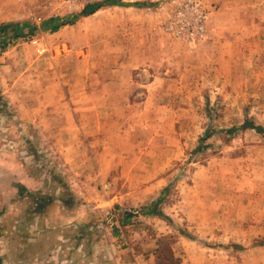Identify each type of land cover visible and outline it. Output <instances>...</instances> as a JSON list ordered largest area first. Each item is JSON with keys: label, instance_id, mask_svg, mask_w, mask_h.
Masks as SVG:
<instances>
[{"label": "rangeland", "instance_id": "rangeland-1", "mask_svg": "<svg viewBox=\"0 0 264 264\" xmlns=\"http://www.w3.org/2000/svg\"><path fill=\"white\" fill-rule=\"evenodd\" d=\"M170 1L155 2L169 11ZM199 1L208 11L206 37L192 45L175 41L190 52L177 60L174 98L143 104L119 128L117 118H89L82 109L89 106L86 98L100 104L104 92L123 90L105 83L106 70L97 68L103 76L94 77L88 61L79 65L90 39L76 34L74 23L49 32L68 16L36 23L24 17L28 8L0 0V25L27 26L16 39L8 31L0 36V128H7L0 130V150L18 162L27 155L34 162L30 172L43 175L41 196L13 203L29 208L43 197L42 208L53 206L65 220L78 222L90 264H146L152 250L150 264H264V0ZM95 51L92 63L95 54L103 63V49ZM41 81L48 110L57 102L64 107L43 118L14 113L6 96L17 89L26 100ZM245 119L260 132L237 129ZM60 124L79 128L80 143L65 133L59 144L54 136L38 147L36 128ZM89 125L102 128L94 134ZM92 137L95 142H85ZM128 210L130 224L121 226L118 219ZM6 211L0 216L4 232L11 227ZM47 238L43 248L54 249ZM7 246L2 236L3 264H10Z\"/></svg>", "mask_w": 264, "mask_h": 264}, {"label": "crops", "instance_id": "crops-1", "mask_svg": "<svg viewBox=\"0 0 264 264\" xmlns=\"http://www.w3.org/2000/svg\"><path fill=\"white\" fill-rule=\"evenodd\" d=\"M155 1L157 2V0H105L97 7L85 5L84 7H92L89 10L96 8L86 16L80 15L81 11H79L77 13L67 12L58 18L47 17L43 10H40V14L42 13L45 18L53 21L58 20L60 17L66 19L69 15L75 16L72 23H60V26L54 24L58 26L56 31L60 27L74 23L72 26L77 29L76 34L90 39V44L83 48L82 52L85 53H82L79 58V65L84 66L88 61L90 69H94V73L91 74L94 77L103 76L101 72L97 73V68L106 70L104 74L106 82H104L111 87L121 86L123 89L116 93L109 92L107 94L104 92L105 97L100 98V104L86 98L89 106L82 109L88 111L87 116L89 118L115 117L120 122L119 128H121L126 124L127 120L125 118L129 120L139 115L137 111L143 104L151 103V100L170 101L174 98L175 90L173 87L178 83L176 79L177 60L182 58L181 53L186 54L187 51L190 52V49L186 50L181 46H177L175 40L162 31L161 24L168 10L166 7L164 9L162 6L157 5L159 3ZM166 5L169 6V3H166ZM28 10L32 12V8H28ZM27 15L28 13L24 17H27ZM100 47L105 53L104 62L98 63L97 61H102V58H97L98 54H95L97 64L92 63L94 60L93 56L90 55L92 49L99 52V50H102ZM109 54L111 57L108 56ZM43 77L45 81L48 78ZM32 85L30 88L36 89L37 84ZM43 85L45 83L41 81L40 90L31 93L29 98L26 99L32 102L29 106L24 105L26 100L22 99V92L17 89L15 90L16 94L6 96L9 100L7 103L12 104L14 108V113L36 112L38 117L43 118L45 114L55 113L57 109L63 108V104L57 102L55 110H48V89ZM137 87H142L143 91H136ZM161 94L164 96H161ZM34 96L36 97L33 98ZM55 100L64 101L58 96ZM148 106L150 105L148 104ZM61 115L62 111L61 114L56 113L55 121ZM40 125H43V123L41 122ZM96 128L102 127L97 126L94 128V126L89 125L88 129H91L92 133L95 134ZM6 129L0 128L2 131ZM36 129L40 141L38 147L47 146L48 138L54 136L60 137L55 141V144H59L60 141H63L65 133L73 136V141L80 143L81 137L75 138L77 136L76 129L79 128H72L71 125L66 127V125L60 124L57 128L40 127ZM79 133L82 134L81 131ZM85 142H95V137ZM105 143L102 142L103 148ZM101 154L102 151L98 153V156ZM4 155L0 150V216L7 209L6 212L11 227L7 226L8 231L4 232L2 229L6 226L0 217V238L2 236L8 237L7 260L9 259L10 264H90V261H92L91 252L82 253L81 246L86 241L83 242L79 237L78 222H74V224L69 220H65L64 213L56 214L53 206L47 207V209L42 208L43 197L39 198L41 202L34 207L28 205L29 208L22 209L23 206H17V203V205L13 203L14 201L18 202L20 197L41 196L43 175L30 172L34 162L27 155L21 162L11 158V156L5 157ZM103 160L106 165L109 164L105 155ZM37 163L34 166L40 164ZM6 199L9 202L4 205ZM55 217L56 220H54ZM47 237H52V243L55 245L54 249L50 245L47 249V246L43 248V243L48 242V240L46 241ZM38 243L41 244L40 249L35 248V244ZM66 246L68 248H65ZM49 248L50 250H48ZM66 249L69 252H66ZM153 254L154 251L152 250L144 256L146 264H150L154 257ZM3 255H5L4 252L3 254L0 253V264H3L1 262L6 260Z\"/></svg>", "mask_w": 264, "mask_h": 264}, {"label": "built area", "instance_id": "built-area-1", "mask_svg": "<svg viewBox=\"0 0 264 264\" xmlns=\"http://www.w3.org/2000/svg\"><path fill=\"white\" fill-rule=\"evenodd\" d=\"M20 8H32L27 18L36 23L47 17H59L67 12H79L85 5L97 6L105 0H14ZM171 6L161 29L173 40L185 45L202 42L207 33L208 11L199 0H171ZM30 43H34L31 41Z\"/></svg>", "mask_w": 264, "mask_h": 264}, {"label": "trees", "instance_id": "trees-1", "mask_svg": "<svg viewBox=\"0 0 264 264\" xmlns=\"http://www.w3.org/2000/svg\"><path fill=\"white\" fill-rule=\"evenodd\" d=\"M97 6H99V5H97ZM97 6H95V7H97ZM89 8H92V7L91 6L90 7H84V9L81 10L80 15H83V16L89 15L96 9V8H93L92 10H89ZM74 17L75 16L70 15L69 16V18H70L69 21L68 22H63V23H72ZM52 21L53 20H48L44 24H48L49 25V23L51 24ZM25 27H27L25 24H18V23H11V22L10 23H6V24H1L0 25V36L1 37H7L8 35L10 36V34L12 33L13 34L12 38L16 39V38H18L21 35V32H22L23 28H25ZM57 27H58L57 25H53V26L50 27L49 31L50 32H54V31H56ZM7 31H8V35H7ZM0 47H1L0 49H3L4 48V44H1ZM237 129H239V130L251 129V130H254L256 132H260V128L252 126V124L249 123L247 119H245L243 124L240 126V128H237ZM234 130H236V128H231L229 131H234ZM206 136H207V133L204 135V137H206ZM201 149L202 148L197 146L195 151L199 152V151H201ZM149 211H151L152 213L153 212L155 213L153 207H150ZM132 217H133V214L131 213V211H129V210L128 211H123L121 213V215H120V218L118 219V222L121 224V226L130 224V221H131Z\"/></svg>", "mask_w": 264, "mask_h": 264}]
</instances>
